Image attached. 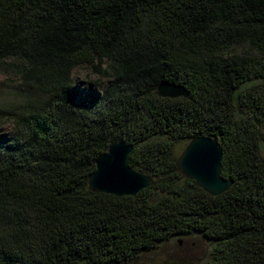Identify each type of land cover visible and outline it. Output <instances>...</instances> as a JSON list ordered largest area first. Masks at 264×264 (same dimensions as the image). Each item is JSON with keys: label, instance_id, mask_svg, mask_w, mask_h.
Returning a JSON list of instances; mask_svg holds the SVG:
<instances>
[{"label": "trees", "instance_id": "trees-1", "mask_svg": "<svg viewBox=\"0 0 264 264\" xmlns=\"http://www.w3.org/2000/svg\"><path fill=\"white\" fill-rule=\"evenodd\" d=\"M0 74L19 82L0 91V264H131L189 235L205 264H264V0H0ZM196 137L222 149L219 197L176 170ZM114 143L153 187L87 189Z\"/></svg>", "mask_w": 264, "mask_h": 264}, {"label": "water", "instance_id": "water-1", "mask_svg": "<svg viewBox=\"0 0 264 264\" xmlns=\"http://www.w3.org/2000/svg\"><path fill=\"white\" fill-rule=\"evenodd\" d=\"M160 98H187L188 92L171 84L157 87ZM133 151L131 145L111 144L105 153L95 160V170L87 178L89 191L115 198L135 197L154 186L152 178L135 172L129 166ZM222 149L211 138H193L176 161L177 172L187 181L211 197H219L233 185V181L221 177Z\"/></svg>", "mask_w": 264, "mask_h": 264}, {"label": "rangeland", "instance_id": "rangeland-1", "mask_svg": "<svg viewBox=\"0 0 264 264\" xmlns=\"http://www.w3.org/2000/svg\"><path fill=\"white\" fill-rule=\"evenodd\" d=\"M77 81V91L84 95L96 96L105 88V81L98 80L88 74L84 69L74 72ZM19 86L18 79L5 77L0 74V91H14ZM6 133V127L0 129V135ZM185 143H178L174 147V153L178 157L184 148ZM264 156V146L262 148ZM210 245L199 235L176 237L166 243L160 244L155 249L141 254L131 264H205L209 258Z\"/></svg>", "mask_w": 264, "mask_h": 264}]
</instances>
